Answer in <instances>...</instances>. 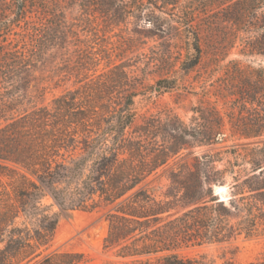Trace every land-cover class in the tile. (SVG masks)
I'll return each mask as SVG.
<instances>
[{
    "label": "trees",
    "instance_id": "obj_1",
    "mask_svg": "<svg viewBox=\"0 0 264 264\" xmlns=\"http://www.w3.org/2000/svg\"><path fill=\"white\" fill-rule=\"evenodd\" d=\"M33 1L0 0V264L81 263L83 255L44 256L43 249L61 218L102 205L111 208L104 249L115 250L124 264H204L179 252L264 236V70L252 69L246 77L241 99L248 116H240L233 130L240 144L195 156L190 149L220 143V115L215 131L168 117L165 135L159 125L129 133L138 91L128 90V74L119 66L102 83L119 90L118 102L104 100L102 91L78 89L51 106L39 105L44 80L35 77L38 63L56 46L70 57V27L59 19L34 34L30 48H9ZM227 14L235 27L253 34L239 37L244 54L264 57V0H235ZM194 50L186 70L199 63L198 43ZM171 161L175 166L162 177L167 190L157 197L149 181ZM214 186H228L229 198L222 200ZM47 198L52 204L44 205Z\"/></svg>",
    "mask_w": 264,
    "mask_h": 264
},
{
    "label": "rangeland",
    "instance_id": "obj_2",
    "mask_svg": "<svg viewBox=\"0 0 264 264\" xmlns=\"http://www.w3.org/2000/svg\"><path fill=\"white\" fill-rule=\"evenodd\" d=\"M234 1L36 0L27 24L13 29L11 37L15 40L9 48L16 44L20 49L30 48L34 34L45 33L48 26L61 19L70 27V57L65 59L56 46L46 60L38 63L35 77L44 80L37 98L39 105L51 106L67 90L78 89L88 94L102 91V97L107 95L104 100L118 102L119 90L102 83L108 82L110 71L119 66L128 74V90L138 91L132 106L136 120L129 133L159 125L163 134L168 117L180 118L188 128L215 131V116L220 115L224 136H219L216 146L190 149L200 156L208 150H226L240 144L233 130L240 116H248L241 99L247 89L246 77L252 69L264 70V57L244 54L239 39L253 34L247 28L242 32L225 18ZM20 38L23 41L18 45ZM195 43L201 49L199 63L186 70L185 65L189 66L196 54ZM58 66L62 69L55 72ZM174 163L171 161L149 181L157 197L166 192L168 182L162 177ZM224 187L219 196L227 200L230 190ZM43 203L50 205L52 200L47 198ZM110 210L102 205L94 211H74L61 218L51 244L43 249L44 256L61 252L83 255L79 264H124L126 261L117 257L115 250L104 249ZM179 254L204 264H250L264 259V236L189 247Z\"/></svg>",
    "mask_w": 264,
    "mask_h": 264
},
{
    "label": "water",
    "instance_id": "obj_3",
    "mask_svg": "<svg viewBox=\"0 0 264 264\" xmlns=\"http://www.w3.org/2000/svg\"><path fill=\"white\" fill-rule=\"evenodd\" d=\"M215 190H216V195H220L225 190V187L224 186H215Z\"/></svg>",
    "mask_w": 264,
    "mask_h": 264
}]
</instances>
